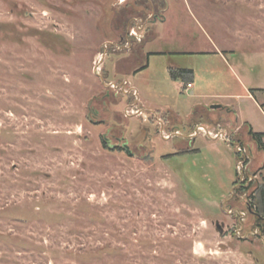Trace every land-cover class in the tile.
I'll return each mask as SVG.
<instances>
[{
  "label": "rangeland",
  "instance_id": "1",
  "mask_svg": "<svg viewBox=\"0 0 264 264\" xmlns=\"http://www.w3.org/2000/svg\"><path fill=\"white\" fill-rule=\"evenodd\" d=\"M145 1L0 0V264H264V0Z\"/></svg>",
  "mask_w": 264,
  "mask_h": 264
},
{
  "label": "trees",
  "instance_id": "2",
  "mask_svg": "<svg viewBox=\"0 0 264 264\" xmlns=\"http://www.w3.org/2000/svg\"><path fill=\"white\" fill-rule=\"evenodd\" d=\"M137 5H140V6H144V4H147V1H143V0H138V2H136ZM161 5H164V2L162 1L161 2ZM134 10V9H133ZM131 20V19H130ZM130 20H125L123 19V24H124V28L127 27V23L130 22ZM129 21V22H128ZM132 20L130 22V25L132 24ZM129 25V26H130ZM125 35H123L121 37V40L122 38L125 39V36L128 35V30L126 28L125 30ZM128 37V36H127ZM140 69H137L136 71H139ZM171 72H172V75L173 77L175 78H179L181 80H183L184 82L186 83H192V79H193V70L191 69H184V68H177V69H171ZM256 90H260V88H254L251 90V94H254V92ZM251 135L252 137L258 141V145L262 147V149H264V144H263V137H264V133H260V132H251ZM104 143H107L105 138H104ZM109 147V145H108ZM235 184H237L235 182ZM255 193H256V206H257V210H255V214L258 216V217H263V213H264V183H261L260 185H257L256 188L254 189ZM264 232V227H262V230Z\"/></svg>",
  "mask_w": 264,
  "mask_h": 264
},
{
  "label": "built area",
  "instance_id": "3",
  "mask_svg": "<svg viewBox=\"0 0 264 264\" xmlns=\"http://www.w3.org/2000/svg\"><path fill=\"white\" fill-rule=\"evenodd\" d=\"M192 86H193V83H187L186 85H182L181 88H182L183 90L188 91L189 89L192 88ZM238 150H239L240 152H244V149H243L241 146H238Z\"/></svg>",
  "mask_w": 264,
  "mask_h": 264
},
{
  "label": "water",
  "instance_id": "4",
  "mask_svg": "<svg viewBox=\"0 0 264 264\" xmlns=\"http://www.w3.org/2000/svg\"><path fill=\"white\" fill-rule=\"evenodd\" d=\"M104 56H105V54H103V56H102V59H101V61L100 62H102L103 61V59H104ZM214 107H216V106H214ZM217 227L219 228V230L220 231H222L223 230V227L219 224V223H217Z\"/></svg>",
  "mask_w": 264,
  "mask_h": 264
},
{
  "label": "flooded vegetation",
  "instance_id": "5",
  "mask_svg": "<svg viewBox=\"0 0 264 264\" xmlns=\"http://www.w3.org/2000/svg\"><path fill=\"white\" fill-rule=\"evenodd\" d=\"M109 148H112L110 145H109ZM131 155H132V153H130ZM254 214H255V212L254 211H252Z\"/></svg>",
  "mask_w": 264,
  "mask_h": 264
},
{
  "label": "crops",
  "instance_id": "6",
  "mask_svg": "<svg viewBox=\"0 0 264 264\" xmlns=\"http://www.w3.org/2000/svg\"><path fill=\"white\" fill-rule=\"evenodd\" d=\"M193 87V86H192Z\"/></svg>",
  "mask_w": 264,
  "mask_h": 264
}]
</instances>
